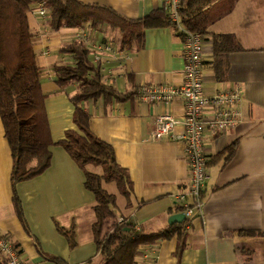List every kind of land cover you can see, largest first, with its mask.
Instances as JSON below:
<instances>
[{
    "label": "crops",
    "instance_id": "0c3cea01",
    "mask_svg": "<svg viewBox=\"0 0 264 264\" xmlns=\"http://www.w3.org/2000/svg\"><path fill=\"white\" fill-rule=\"evenodd\" d=\"M81 1L108 6L133 19L163 6L162 0ZM225 1L218 0L212 7ZM28 18L56 143L77 127L71 100L77 85L61 87L53 69L57 64L73 62V55L62 53L61 48L77 40L78 33L89 37L85 42L89 48L95 44L115 48L113 53L104 52L99 62L104 81L119 92H135L124 100H89L84 107L91 115V130L113 146L133 186L129 196L122 194L115 182L103 181V187L117 196L118 221L128 219L147 233L167 228L170 216L183 212L175 194L185 190L189 166L183 141H154L150 134L158 115L182 117L183 101L176 97L171 102H149L139 100L137 94L143 85L182 84L184 36L172 27L149 28L143 45L130 48L121 44L119 32L108 28L64 25L54 30L48 18L44 20L36 11L29 12ZM214 33L234 34L242 49L217 60ZM205 37L204 87L217 92L239 84L243 91L242 120L223 132L205 130L208 179L203 213L196 212L179 231L185 236L180 254L177 234L148 247L149 264H264V1L238 0L231 12L212 23ZM91 57L93 60V51ZM182 130L178 127L177 132ZM232 144L235 151L229 158L222 153ZM51 149L49 168L16 185L23 221L14 202V158L0 112V231L10 234L26 264H57L51 260L53 256L67 264H101L93 233L95 195L86 188L85 172L67 150L58 143ZM87 170L103 174L100 165L89 164ZM57 225L75 228L76 248L69 247Z\"/></svg>",
    "mask_w": 264,
    "mask_h": 264
},
{
    "label": "trees",
    "instance_id": "16d2710c",
    "mask_svg": "<svg viewBox=\"0 0 264 264\" xmlns=\"http://www.w3.org/2000/svg\"><path fill=\"white\" fill-rule=\"evenodd\" d=\"M217 1L183 0L179 10L183 27L206 35L212 23L231 12L238 0H226L222 6L212 7ZM40 7L47 10L49 24L54 30L64 25L76 29L108 28L119 32L121 44L130 48L143 45L145 31L149 28L172 27L184 36L163 6L144 17L133 19L108 6L81 0H0V112L14 158L12 183L17 212L25 221L17 183L41 175L49 168L53 157L51 148L58 143L84 170L85 186L95 195L93 233L101 264H138L137 258L145 248L177 234L180 254L185 247V236L179 231L187 225L189 217L182 223L171 224L152 233L137 228L128 219L119 222L116 218L117 196L103 187V181L115 182L126 196L131 193L132 181L128 170L118 163L113 146L91 130V115L84 102L102 98L106 101L124 100L135 91L123 93L107 84L100 63L95 64L92 60V49L81 39L61 48L62 53L73 55V62L57 64L53 68L61 87L77 85L76 92L71 96L77 127L69 129L66 137L59 142L53 140L45 105L46 94L42 90L43 71L36 61L34 34L28 18L29 12ZM212 41L217 60L242 49L231 33H214ZM234 151L235 144H232L222 154L230 158ZM89 164L102 166L103 174L87 170ZM203 194L205 197V192ZM57 226L68 239L69 247L76 248L75 228ZM247 232L256 234V231ZM51 260L67 264L58 256L51 257ZM0 264H9V261L0 255Z\"/></svg>",
    "mask_w": 264,
    "mask_h": 264
},
{
    "label": "built area",
    "instance_id": "2783aa9c",
    "mask_svg": "<svg viewBox=\"0 0 264 264\" xmlns=\"http://www.w3.org/2000/svg\"><path fill=\"white\" fill-rule=\"evenodd\" d=\"M183 0H162L163 7L184 33L185 66L183 82L173 85H143L138 90L137 98L149 102H171L176 97L183 101V116L163 113L156 117L150 139L160 141L165 138L180 140L185 144V157L189 166V182L183 191L175 194L182 205L186 218L203 213L205 206L204 190L208 179V157L204 147V132L211 129L223 132L235 128L242 120L240 104L243 91L239 84L217 92H208L204 87L203 54L205 51V34L191 31L183 27L180 7ZM36 12L47 20V10L40 7ZM77 39L89 42L88 36L78 33ZM94 63L103 60L104 52H115L111 44H95L91 46ZM183 127L182 132H177ZM121 219L119 222H123ZM0 255L9 264H26L21 256V249L13 241L8 232L0 231ZM142 264H149V248L141 254ZM139 264V263H138Z\"/></svg>",
    "mask_w": 264,
    "mask_h": 264
},
{
    "label": "water",
    "instance_id": "95a60500",
    "mask_svg": "<svg viewBox=\"0 0 264 264\" xmlns=\"http://www.w3.org/2000/svg\"><path fill=\"white\" fill-rule=\"evenodd\" d=\"M186 219V214L184 212L175 213L170 216L169 223L175 224V223H181Z\"/></svg>",
    "mask_w": 264,
    "mask_h": 264
},
{
    "label": "rangeland",
    "instance_id": "374dc122",
    "mask_svg": "<svg viewBox=\"0 0 264 264\" xmlns=\"http://www.w3.org/2000/svg\"><path fill=\"white\" fill-rule=\"evenodd\" d=\"M261 1H264V0H261ZM83 31V30H82ZM81 31V32H82ZM141 256V255H140ZM140 256H138V258H137V260H138V262H139V260H142L141 258H140Z\"/></svg>",
    "mask_w": 264,
    "mask_h": 264
}]
</instances>
